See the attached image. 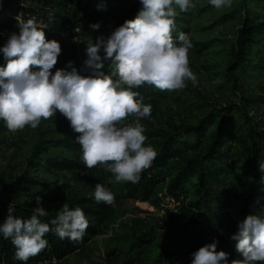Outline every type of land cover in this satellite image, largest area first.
I'll return each mask as SVG.
<instances>
[{
	"label": "clouds",
	"instance_id": "clouds-1",
	"mask_svg": "<svg viewBox=\"0 0 264 264\" xmlns=\"http://www.w3.org/2000/svg\"><path fill=\"white\" fill-rule=\"evenodd\" d=\"M196 0H138L140 8L131 20L126 19L112 28L109 34L99 33L102 22L90 23L88 28L99 33L90 38L85 49L86 58L78 70L68 61L57 68L61 44L47 40L48 24L37 18L25 20L22 14L14 19L18 31L6 34L0 45L5 61L0 66V120L9 131L35 129L42 119L63 116L81 148V160L86 169L98 167L113 174L116 182H139L157 156L153 146L145 145V127L139 121L151 117L152 105L143 102L138 91L144 84L159 90H178L198 84L189 66V50L193 47L187 33L173 36L176 17L195 7ZM216 9L228 8L232 0H209ZM97 11H106V4H98ZM3 0H0V10ZM55 16L48 13V23ZM80 32V28H75ZM114 71L105 72V62ZM70 69V70H69ZM136 122L126 123L129 116ZM264 171V164L260 165ZM87 174L86 172L81 175ZM67 182L75 183L71 173ZM65 183V179L59 181ZM93 197L97 202L115 206V194L102 184L95 185ZM36 196L34 212L28 219L13 215L9 204L0 223V236L11 239L14 258L27 264L49 246L46 234L54 232L60 240L79 241L89 226L80 207L70 209L64 204L50 223L40 217L49 215ZM264 209V205L260 206ZM240 258L217 250L219 241L192 252L190 264H264V216L248 214L237 221L236 231L229 236Z\"/></svg>",
	"mask_w": 264,
	"mask_h": 264
},
{
	"label": "trees",
	"instance_id": "trees-1",
	"mask_svg": "<svg viewBox=\"0 0 264 264\" xmlns=\"http://www.w3.org/2000/svg\"><path fill=\"white\" fill-rule=\"evenodd\" d=\"M65 1L87 12L94 11L98 4L109 6L121 0ZM253 1L258 12L262 13L252 15L247 7L248 0H240L241 22L231 46V63L224 75L234 87L238 79L232 75L233 71L253 63L255 67L264 70V57L258 55L255 59H250L254 45L258 51L264 49V0ZM59 2L3 0V9L0 10V42H5L7 33L18 31L14 19L17 14H22L25 20L37 18L48 24L45 29L46 39L56 40L61 44L62 51L52 71L64 68L68 61H72L73 66L79 70L86 58L85 49L88 43H79L78 35L73 33V26L69 21L53 12L60 6ZM139 8L137 0L128 9L122 10L116 17L115 27L126 19H133ZM109 10L116 11L114 7ZM49 12L55 16L52 23H48ZM182 23L176 17L173 36L179 32L188 34ZM197 46L204 47L201 44ZM4 63L0 55V66ZM104 71H114V65L106 61ZM133 90L140 93L144 103L153 96L167 93L166 90L156 89L147 83ZM244 100L247 103L256 102ZM260 102L257 100V103ZM234 109L236 107L221 112L211 110L200 116L195 125L182 129H145V145L150 143L157 151V156L135 184L116 182L112 173L98 167L86 169L80 158V145L75 142L79 133H74L66 120L50 141L52 146L61 148L66 155L41 161L45 173L53 178L47 184L52 196L42 198L41 202H48L53 206L45 207L49 215L40 219L50 223L59 214L62 206L67 204L70 209L80 207L89 221V226L79 241H70L67 238L60 240L50 231L45 236L49 246L36 256L30 257L27 264H51L53 260L60 261L79 250L102 233L124 200L131 199L158 206L165 197L182 206L183 218H191L187 229L191 230L192 238L196 242L195 251L215 238L219 241L217 250L229 253L230 258H240L234 251V242L229 239L236 231L237 221L250 213L264 216V209L260 207L264 205V171L260 170V165L264 164V130L257 127L247 115L241 114L239 119L236 118ZM133 116H129L126 121ZM83 172L87 174L81 175ZM68 173H71V179L75 183L67 182ZM61 179H65L64 184L59 183ZM97 183L115 194V206L94 199ZM40 184L22 175L0 188V223L3 222L10 203L15 209L14 216L30 218L36 207L35 198L38 196L31 195L30 191ZM164 188L165 194L162 193ZM232 191L237 194L232 195ZM160 193L161 197L158 196ZM195 211H198L196 216ZM15 250L10 238L4 239L0 236V264H23L14 258Z\"/></svg>",
	"mask_w": 264,
	"mask_h": 264
},
{
	"label": "rangeland",
	"instance_id": "rangeland-1",
	"mask_svg": "<svg viewBox=\"0 0 264 264\" xmlns=\"http://www.w3.org/2000/svg\"><path fill=\"white\" fill-rule=\"evenodd\" d=\"M59 1L60 6L53 12L69 21L79 43H88L99 33L109 34L115 28L116 17L137 0H121L106 6V11H97L95 7L94 11L87 12L65 0ZM113 7L116 11L109 10ZM247 7L252 15L262 13L258 12L253 0H248ZM176 10L179 13L177 18L183 21L182 25L187 28L193 45L188 53L189 66L197 76L198 84L193 86L189 81L183 89L166 90L167 93L162 96L147 99L145 103L152 105L151 117L142 118L139 122L146 130L182 129L195 125L200 116L211 110L221 112L236 107L233 110L236 118L239 119L241 114L247 115L264 130V70L253 63L233 71L232 75L238 79L235 87L224 76L231 63L235 31L241 22L240 0H232L231 7L221 9L214 8L209 0H196L195 7L188 12H180L178 7ZM97 21L102 22V27L99 33H93L88 25ZM75 28L81 31L75 32ZM3 43L1 41L0 45ZM198 44L204 47H198ZM258 55L264 57V49L258 51L254 45L250 59ZM244 99L256 102L247 103ZM257 100L261 102L257 103ZM65 121L57 114L48 120L42 119L35 129L26 126L23 130L12 132L0 120V188L26 175L41 183L31 189V195L41 198L52 196L47 184L53 178L45 173L41 161L66 155L61 148L50 143L55 131ZM135 122V116L126 121ZM231 194L237 193L232 191ZM41 203L44 208L53 206L48 202ZM181 209V205L164 200L158 206L124 200L100 235L51 264H190V254L195 251L196 242L191 230L187 229L191 218H183ZM182 231H188L190 237L178 242Z\"/></svg>",
	"mask_w": 264,
	"mask_h": 264
},
{
	"label": "built area",
	"instance_id": "built-area-1",
	"mask_svg": "<svg viewBox=\"0 0 264 264\" xmlns=\"http://www.w3.org/2000/svg\"><path fill=\"white\" fill-rule=\"evenodd\" d=\"M74 33V32H73ZM166 190L165 188L162 190V193L165 194ZM159 196L161 197L162 194L160 193ZM164 201H169V202H172L174 203L176 206H178L179 204L174 202L171 198L169 197H165ZM198 214V211H195L194 212V216H196ZM190 237V233L188 231H182L181 234L179 235V238H178V242H182V241H185L187 240L188 238Z\"/></svg>",
	"mask_w": 264,
	"mask_h": 264
}]
</instances>
